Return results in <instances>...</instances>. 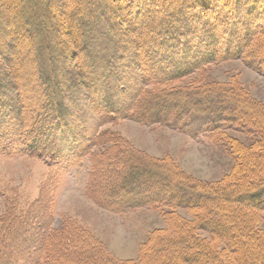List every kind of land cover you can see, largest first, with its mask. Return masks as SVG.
<instances>
[{"label": "trees", "instance_id": "trees-1", "mask_svg": "<svg viewBox=\"0 0 264 264\" xmlns=\"http://www.w3.org/2000/svg\"><path fill=\"white\" fill-rule=\"evenodd\" d=\"M52 1L0 0V34L4 35L0 38L2 57L11 60L16 53L18 44L15 38L18 37L12 34L16 9L23 10L25 15L31 10L37 16L41 15V19L49 24L52 41L48 48L44 46L46 43H42L48 41L44 35L34 42L39 79L45 90L41 108L27 111L18 95L10 91L16 90L10 79L5 74L0 75V154L30 155L46 160L49 165L70 167L86 156L95 155L93 148L106 135V132L96 129L97 125L119 119L156 124L172 117L175 124L184 128L199 117V126L205 132L225 129L234 123L240 131L244 130L243 124L249 125L253 120L245 121V116L240 117L241 111L233 114L240 106L243 107L242 113L246 114L255 113L257 108L250 94L237 91L233 85L226 86L228 93L237 92V95L228 97L227 108L225 104H217L216 92L204 86L168 89L153 98L145 91L146 85L169 84L209 65L244 56L258 32L257 24L249 17L252 9L245 11L244 20L234 29L233 35L219 34L217 41V37L211 34L205 43L204 38L201 40L198 26L208 20L200 21L198 25V9L177 0L170 9L175 14L167 26L155 29L153 38L156 40L151 41L146 39L148 24L160 15L157 0H119L123 4L122 9H126L128 25L125 27L123 21H116L119 15L112 0H107L105 20L108 23L103 28L99 26L102 16L95 14L93 8V12L83 10L77 20L73 18L76 8H84L82 0H73L72 13L66 6L55 11ZM209 3L208 0L198 3L201 13L208 10ZM228 3L222 0L217 4L211 3V6L215 12L218 11L217 14H222ZM242 4L244 2L237 0L235 8L242 9ZM201 13L200 16L203 15ZM59 26H64L70 40L60 37ZM23 30L25 34L27 29ZM146 40L151 42L146 43ZM130 48L132 51L138 49L139 55L143 53L146 57L148 54L136 65L141 74L135 79L134 86L127 77L130 70L123 69L126 63H121ZM42 49L45 53L41 57ZM66 62L72 65H65ZM68 66H73V75L80 73L84 96L95 117L93 125L82 120L79 122L75 116L77 111L67 93L76 81L71 74L64 78L62 73ZM66 78L71 81L68 87ZM239 89L243 91L241 87ZM222 93L218 98L225 100L228 93ZM191 95L199 96L200 101H188ZM260 124L264 126V120L257 116L254 125L261 130ZM122 163L121 173L115 172L116 166L109 167L103 162L95 165L101 166L98 171L105 170L106 173L97 193L101 199L97 201L117 212L165 205L171 209L167 212V222L177 227L152 234L150 242L142 246L138 261L113 259L108 264H264V178L261 175L251 179L250 174H246L241 182L230 183L228 178H223L216 183H198L182 175L168 160L153 161L142 154H131ZM38 204L41 205L40 210L32 204L27 209L26 218H21L19 213L15 215L16 210L13 209L9 210L8 217H0V243L4 249L0 263L6 260L8 264H21L20 261L22 264H66L63 255L74 248L76 251L79 244L87 243V235L74 228L67 230L69 232L62 243L56 241V233L60 230L52 228L54 216L48 202L38 200ZM180 208L188 211L191 219L180 217L176 211ZM30 227L28 235L37 241L32 242L29 249H21L12 238L18 239L20 233ZM74 232L80 235L78 240L74 239ZM51 239L59 252L49 259L46 252L52 246ZM21 241L26 245L24 239ZM88 244L96 245L92 241L85 246ZM44 258H47L46 262H43Z\"/></svg>", "mask_w": 264, "mask_h": 264}, {"label": "rangeland", "instance_id": "rangeland-1", "mask_svg": "<svg viewBox=\"0 0 264 264\" xmlns=\"http://www.w3.org/2000/svg\"><path fill=\"white\" fill-rule=\"evenodd\" d=\"M38 1L44 2L45 0ZM176 1L157 0L156 5L160 15L152 20L153 22H149L147 40L150 38L151 41H155L156 38H153L155 29L168 25L172 14H175L172 12L174 10L170 11V9ZM181 1L185 2V5L192 4L194 8L198 9L199 15L196 16L198 25L200 21L208 20L204 25L198 26L201 40L204 38L205 43H208L207 39L211 34L217 37V41L220 39L219 34L222 36L223 34L233 35L234 29L241 26L244 13L248 9H252L249 17L255 25L257 24L258 32L249 48L244 52L246 53L244 56L209 65L199 72L169 84L146 85L145 91H148L149 97L161 95L168 89L173 91L179 88L194 89V87L204 86L208 90L216 92L217 104L220 106L225 104L227 108L228 97L231 98L233 94L237 95V92L230 91L228 93L226 86L233 85L237 91L250 94L257 108L255 107V113L246 114V112L242 113L243 107L240 106L232 113L235 115L241 111L240 117L245 116V121L248 120V122L251 118L256 121L257 116L264 120V0H240L244 2L242 9L235 8L237 0H226L229 3L224 6L226 10L224 9L222 14H217L218 11L215 12L211 6V3L217 4L222 0H208L210 6L203 13H201L202 8L198 4L201 0ZM72 2L73 0H53L51 5L54 6L55 11L58 8L62 10L66 6L71 12L74 10ZM112 2L116 14L119 15V19L117 18L116 21L118 23L123 21L122 25L125 27L128 25L126 9H122L121 1L112 0ZM118 2L121 3L118 4ZM82 4L83 9L76 8L78 5L75 7L76 14L73 17L75 20L83 13V10L93 12V8L95 14L102 16L99 20L100 28L107 26V15L105 17L108 12L107 0H96L91 3L82 0ZM82 4L80 2L81 6ZM253 9H256V12ZM22 11L16 9V17L13 21L14 31L12 34L13 37H18L15 38L18 44L15 48L16 53L11 60L2 57L0 53V75L5 74L10 79L11 85L16 89L10 91L13 95H18V99L26 106V110L30 111L31 108H41L45 98V90L39 79L34 42L38 38L40 40L44 35L50 43L48 44V41L42 43L43 45L46 43L44 46L48 48L52 41L49 24L41 19V15L37 16L34 10H31L27 15ZM200 13L203 15L200 16ZM232 22L236 25H232ZM25 28L27 30L24 34L23 29ZM1 29L0 26V31ZM58 31L61 38L63 37L66 41L70 40L68 33H65L64 26H59ZM2 36L4 35L0 34V38ZM142 40L144 41V39ZM147 40L146 43L151 42ZM43 52L45 53V49H42L41 57L44 56ZM138 52V49L132 51L130 48L121 60L122 64L126 63V68L123 67V69L130 70L127 77L133 86L135 79L141 74L136 69V65L139 64L142 57H145V54L141 53V56ZM62 58L65 60L64 57ZM67 64L72 65L69 62L65 63V65ZM73 72V66L65 67L62 72L64 78L67 74H71V77L76 81L67 93L68 99L73 102L72 105L77 111L75 116L79 122L82 120L93 125L95 117L90 112L84 96L80 73L73 75ZM6 77L4 76L5 79ZM70 83L71 81L66 78L67 87ZM222 92L228 93L225 100L218 98L221 94L223 95ZM213 98L215 97L211 99ZM200 99L195 95L187 98L188 101L194 102H199ZM212 102L215 101L212 100ZM228 108L230 109V107ZM169 119V121L156 124H147L133 119H119L112 123L97 125L96 129H99V132H106V135L102 142L93 148L95 155L86 156L76 165L70 167L60 164L49 165L46 160L30 155L0 154V217H8L9 210L13 209L16 210L14 211L15 215L19 213L21 218H26L27 209L32 204H36L35 209L39 211L41 205L38 204V200L48 202V207L54 216L52 228L60 230V233H56V241L62 243L64 237H67V232L74 228L82 231L81 234L87 235V243L92 241L96 243L95 246L92 244L85 246L87 243L79 244L77 249L82 247L81 251L77 249L75 251V248L68 250L63 255L67 260L66 264H108L113 259L138 261L142 246L150 242L152 234L168 230V228L173 230L177 227L174 223L167 222L169 219L167 215L171 209L165 205H151L117 212L102 206L97 201L101 199L97 193H99L102 184L103 174L106 173L105 170H101L102 173L98 171L101 167H95L98 163L109 164V167L116 166L115 172L121 173L124 168L122 162L131 154H142L153 161L168 160L172 162L182 175L198 183H216L223 178H228L227 182L230 183L241 182V178L246 174H250L249 178L251 179H256L255 177L258 175L264 178V126L262 124H260L262 132L259 127L254 125L253 120L249 125L246 123L242 125L244 130L240 129L239 131L234 123L228 124L225 129L205 132L199 126L201 120L199 117H196L190 125L188 124L184 128L175 124L172 117ZM102 158L104 159L101 160ZM107 158L109 161L106 160ZM176 211L180 217L191 219V214L183 208L176 209ZM30 229L31 227L25 228L18 239L12 238L21 249H29L32 242L37 241L35 237L28 235ZM201 234L205 233L201 232ZM73 236L75 240H78L80 235L74 232ZM21 239L26 241V245ZM50 245L52 246L48 248L52 251L46 252V257L49 259L56 257L59 252L55 246L57 244H54L52 239ZM2 250L4 251L0 243V254ZM47 258H44L43 262H46ZM20 262L23 263V261ZM0 264H8V261L5 260Z\"/></svg>", "mask_w": 264, "mask_h": 264}]
</instances>
